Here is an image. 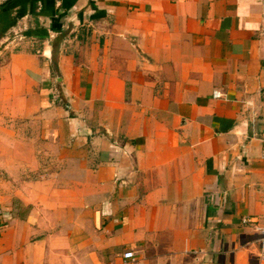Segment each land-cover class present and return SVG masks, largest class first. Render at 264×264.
I'll list each match as a JSON object with an SVG mask.
<instances>
[{
  "label": "crops",
  "instance_id": "crops-1",
  "mask_svg": "<svg viewBox=\"0 0 264 264\" xmlns=\"http://www.w3.org/2000/svg\"><path fill=\"white\" fill-rule=\"evenodd\" d=\"M253 217L264 0H0V264H264Z\"/></svg>",
  "mask_w": 264,
  "mask_h": 264
},
{
  "label": "built area",
  "instance_id": "built-area-1",
  "mask_svg": "<svg viewBox=\"0 0 264 264\" xmlns=\"http://www.w3.org/2000/svg\"><path fill=\"white\" fill-rule=\"evenodd\" d=\"M223 94L219 91L214 92V98H222ZM243 224L251 225L256 234L258 235V242H259V254L258 259L259 261H264V218L253 217V218H244L242 220ZM125 259H135V253L132 251H128L124 254Z\"/></svg>",
  "mask_w": 264,
  "mask_h": 264
},
{
  "label": "rangeland",
  "instance_id": "rangeland-1",
  "mask_svg": "<svg viewBox=\"0 0 264 264\" xmlns=\"http://www.w3.org/2000/svg\"><path fill=\"white\" fill-rule=\"evenodd\" d=\"M6 3V2H5Z\"/></svg>",
  "mask_w": 264,
  "mask_h": 264
}]
</instances>
